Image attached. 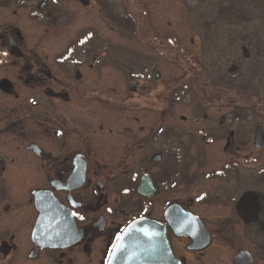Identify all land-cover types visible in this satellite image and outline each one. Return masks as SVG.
Wrapping results in <instances>:
<instances>
[{
    "label": "flooded vegetation",
    "instance_id": "obj_1",
    "mask_svg": "<svg viewBox=\"0 0 264 264\" xmlns=\"http://www.w3.org/2000/svg\"><path fill=\"white\" fill-rule=\"evenodd\" d=\"M84 1L34 0L29 7L26 0H0V264H108L122 231L142 217L163 224L180 264H234L242 248L230 249L221 237L224 224L217 226L198 196L166 194L176 182L166 170L178 171L160 164L165 153L156 143L173 126L157 127L166 119L165 105L157 108V123L147 113L140 119L137 104L152 95V89L141 92L142 77L126 84L136 83L130 91L135 111L123 121L115 91L113 98L103 96L113 85H103L102 57L83 44L80 31L65 47H41L50 39L34 20L44 26L72 22L78 16L72 3ZM160 75L155 70L150 76L163 90ZM107 113L115 114L111 123ZM143 176L150 177V189L140 193ZM239 187L232 185L229 194L238 195ZM36 193H43V215ZM175 204L202 228L196 242L175 234L164 218ZM222 221L230 229L239 219L230 214Z\"/></svg>",
    "mask_w": 264,
    "mask_h": 264
},
{
    "label": "rangeland",
    "instance_id": "obj_2",
    "mask_svg": "<svg viewBox=\"0 0 264 264\" xmlns=\"http://www.w3.org/2000/svg\"><path fill=\"white\" fill-rule=\"evenodd\" d=\"M26 1L29 7L34 3ZM258 2L253 3L263 8ZM228 3L85 0L83 5L72 3L78 9L72 22L44 26L34 20L33 24L50 39L42 48L55 50L69 45L73 31H80L84 45L94 46L102 57L103 85H113L103 96L113 98L115 91L123 121L135 111L132 90L126 84L131 77H142L141 92L147 94L152 89V95H146L148 100L140 98V119L147 113L148 119L157 123L161 117L157 108L165 105L166 119L157 127L173 126L172 133L159 134L156 143L165 153L160 164H174L178 171L166 170V177L176 180L166 194L198 196L210 217L219 220L217 226L224 224L221 237L230 249H247L254 256V264H264V231L256 220L260 204L251 188V179L264 182V142L261 148L253 145L256 126L261 124L264 130V16L256 12L251 18L249 4L245 8L250 20L218 12V6ZM18 11L25 9L19 7ZM232 63L237 67L229 71ZM155 70L166 84L163 90H158L159 82L150 76ZM107 115L111 123L115 114ZM240 183L238 195L229 194L232 185ZM259 185H255L256 190L264 193V183ZM229 196L233 201L227 199ZM230 214L239 221L228 229L222 220ZM216 254L219 256L218 251ZM221 264H226L225 259Z\"/></svg>",
    "mask_w": 264,
    "mask_h": 264
},
{
    "label": "water",
    "instance_id": "obj_3",
    "mask_svg": "<svg viewBox=\"0 0 264 264\" xmlns=\"http://www.w3.org/2000/svg\"><path fill=\"white\" fill-rule=\"evenodd\" d=\"M236 67L237 64H231L228 70L234 71ZM135 85V82H130L127 88L134 90ZM263 140V126L260 124L254 130V147L261 148ZM149 182L150 177L143 176L136 186L137 191L145 193V189H150ZM35 195L37 208L43 215L45 209L43 193ZM164 218L175 234L188 235L193 242L197 241V235L199 236L202 228L197 224V219L188 212H184L179 205L167 207ZM112 254L108 264H180L170 250L163 224L146 217L134 219L125 227L116 241ZM252 262V255L246 249L239 250L234 256V264H251Z\"/></svg>",
    "mask_w": 264,
    "mask_h": 264
},
{
    "label": "trees",
    "instance_id": "obj_4",
    "mask_svg": "<svg viewBox=\"0 0 264 264\" xmlns=\"http://www.w3.org/2000/svg\"><path fill=\"white\" fill-rule=\"evenodd\" d=\"M256 2V0H243V3L237 4L235 1H231L229 0V3L227 5H225V7H219L218 12H222V14H227L228 17H234V18H243L244 20H250L249 18V14L246 11L245 5H250L252 7V9H250V13L251 14V18L253 13L256 14V12L259 14V16H264V7L263 8H258V4L257 3H253ZM261 5H264V0H259V2ZM203 14V13H202ZM219 18H222V15L217 14ZM258 32V31H256ZM253 34H255L253 32ZM240 37H244V35L242 36H238V39ZM233 39V38H232ZM256 182L257 185L264 183L261 178L258 179L256 178ZM260 186V185H259ZM257 197L259 200V204H260V208H259V217H258V222L260 223L262 232L264 231V193H262L260 190H257Z\"/></svg>",
    "mask_w": 264,
    "mask_h": 264
}]
</instances>
